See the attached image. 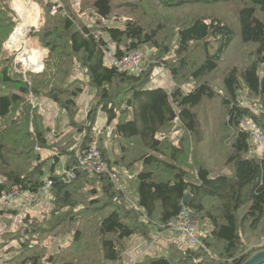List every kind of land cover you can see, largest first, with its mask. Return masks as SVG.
<instances>
[{
	"label": "trees",
	"instance_id": "1",
	"mask_svg": "<svg viewBox=\"0 0 264 264\" xmlns=\"http://www.w3.org/2000/svg\"><path fill=\"white\" fill-rule=\"evenodd\" d=\"M38 2L43 21H40L38 30H30L28 37H37L49 51L48 70L38 78L50 81L47 85L49 96L71 117L66 124L71 129L70 136L75 128L82 131L86 127L88 132L80 149L82 153L95 139L93 129L100 110L108 114L106 129L112 128L113 122L118 120L110 140L119 138L132 145L121 148L120 144L118 159L106 154L103 147L106 133L101 134L103 137L99 138L98 146L110 168L122 169L132 178L128 180V190L123 183L119 187L108 174L82 171L78 168L77 155L70 150L74 144V141H68L70 136L63 143H54L42 125H36V130L31 132L30 109L20 108L24 102L22 96L13 92L0 94V120L11 119L7 125L12 123L3 129L7 144L0 142V176L3 177L0 195L13 189L36 193L47 178L53 181L55 205L51 217L44 222H38L29 214L22 219L21 226L24 224L27 228L18 233L23 231L24 237H28L25 241L17 232H7L11 234L4 247L16 241L20 249L13 252V248H8L2 252L12 258L4 259L0 264H44L37 256V236L50 231L61 233L64 229L77 231L73 233L75 237L70 248L84 253L79 256L82 264H124L123 254L132 239L148 236L155 230H165L168 222L177 218L184 207L193 213L195 221L211 223V234L207 239L203 237L204 248L213 253L221 248L219 256L222 259L220 263L214 260L211 264H244L263 251L264 248H258L247 252L243 236L247 237V231L256 230L264 221V158L256 155L246 128V123L252 120L264 133V110L258 115L251 107L242 106L239 100L243 89L250 98H259L264 108V19L260 17L264 15V0H80L82 10L79 13L95 15L97 25L113 14L126 21L123 29L103 28L109 40L117 46L119 56L140 47L156 48L160 64L173 75L176 86L170 90L148 88L150 70L131 74L107 64L104 49L108 42L94 33L96 28L82 21L70 0H62L63 7L55 14H52L55 4ZM230 2L239 6L238 30L231 23L235 20L233 18L189 14L181 22L175 15L170 16L171 12L187 5ZM18 24L17 14L7 0H0V83L24 95H38L40 86L30 89L22 80L23 75L17 73L2 55L5 38ZM235 43L241 44L245 54L232 53ZM232 55L236 56L234 61L237 64L233 61L227 65L228 58L233 60ZM77 69L85 79H76L64 86L65 80L76 74ZM217 74L222 89L214 88ZM184 85L192 89L184 93ZM85 86L91 88L95 106L88 114L87 124L79 127L75 119L79 110L77 100ZM214 100L221 101L225 116L220 121L221 130L215 134L203 126V122L211 118L205 115L207 102ZM121 107L128 111L124 121H119L121 111L118 108ZM19 110L22 117L17 116ZM23 117L25 123L13 130ZM212 117L216 119L215 115ZM175 132H182L177 142L172 137ZM211 135H216L224 146H229L228 158L221 163L217 160L211 164L201 163L216 159L213 153L203 155L200 149ZM38 147L44 154L36 152ZM194 149L197 155L200 152L199 161L204 164L197 165L195 176L192 170L193 161L197 159ZM31 150L38 153L39 164L25 172L18 167L24 165V157ZM52 151L69 157L66 168L75 169L77 173L72 182L65 183L60 175L56 176L55 164L50 162L55 156H44L45 152ZM14 160L20 161L15 170L11 168ZM86 184L99 185L100 193L95 188L79 196V188ZM187 196L189 199L184 205ZM2 212L14 217L16 213L9 207ZM29 224L34 233L27 231ZM176 245L173 242L167 247L168 256L146 255L138 264H179L180 259L191 261L192 250L184 251V258L176 259ZM76 254L70 253L68 257L75 260ZM47 261L58 264L53 257Z\"/></svg>",
	"mask_w": 264,
	"mask_h": 264
},
{
	"label": "rangeland",
	"instance_id": "2",
	"mask_svg": "<svg viewBox=\"0 0 264 264\" xmlns=\"http://www.w3.org/2000/svg\"><path fill=\"white\" fill-rule=\"evenodd\" d=\"M45 2H52V4H55L52 7V14H55L59 8L63 7V2L62 0H42ZM71 5L73 6V9L76 10L78 13L81 12L82 10V5L80 0H70ZM7 4L9 5V7L15 11V13L17 14V18L19 20V24L17 25V27L15 28V30L13 32H11L4 40L3 44H2V55H4L10 63L13 66V69L19 73L23 75L22 80H24L29 88H33L36 86H40V93L38 95H35L33 93L24 95L23 93H21L19 90L14 89L12 87L8 88L2 85V83H0V94H7L10 92L13 93H17L20 96H22V98L24 99L23 104L21 105L20 108H29L30 109V114H31V121H33V124L31 123V125L29 124V130L31 132H34L36 130V125H42L43 128L47 129V135L49 138H51L52 142L54 143H63L67 140V138L70 136V128L66 127V124L69 123L70 118L68 114H66V112L63 110V108L53 100V98H51L49 96V92H50V88L48 85V83L50 82L49 80H44L42 78H38V76L42 75L43 73H45L48 70V65L46 60H49V51L47 48H45L42 43L39 41V39L36 38H29L28 35L30 33V30L32 28H35L36 30L39 29L40 27V21H43L42 19V9H41V4L38 2V0H7ZM238 12H239V6L238 4L234 3V2H230V3H225V4H213V5H187L184 6L180 9H177L176 11H173L170 13V16H174L177 17L179 20L181 21L183 20V22L185 21V19L187 18V15H192V16H205V17H209V18H228V19H235L233 22H231L232 24H235V30L239 29V26L237 25V17H238ZM180 14V15H179ZM80 17L82 18V21L87 24L89 27L91 28H96L95 32L97 35L101 36L102 38L105 39L106 42H108V47H105V61L107 64H111L115 67V63L118 60L117 58H119V54L116 52L117 50V46L112 43L107 34L104 31V27L106 28H120L123 29L126 25V21L122 18V16H117L115 14L112 15L111 18H106L103 19L101 21V23H98V25L96 24V20L97 17L95 15H91L90 12H83V13H79ZM236 16V18H235ZM262 19H264V15L260 16ZM138 19V18H136ZM29 20H33L34 22L30 23ZM182 22V21H181ZM29 23V24H28ZM145 23V21H144ZM149 23V18H147V22L146 24ZM27 28H29V31L27 30ZM19 34L17 35V37L13 38L14 35L16 33ZM16 32V33H15ZM15 33V34H14ZM26 35L25 40L21 39V36ZM240 44V43H239ZM237 43H235L232 47V53L237 54H245L244 48L241 47V44L239 45ZM122 50H125L126 47H121ZM138 50V49H137ZM139 53L141 55V62L139 64V69H141L140 71H137L138 73L141 72H146L150 70V81L148 84V88H158V87H162L165 88L166 90H170L173 87H175V82L173 81V75L169 72V70H167L162 64H160V61L157 59L158 56V50L154 47H140L139 48ZM29 53H37L38 56L40 57L39 59V64L40 67L39 68H32L30 65V60L27 56V54ZM129 53V52H128ZM125 54V53H124ZM240 54V55H241ZM231 56V55H230ZM229 56V57H230ZM233 56V55H232ZM236 56H233V60H228L226 61L227 65H230L233 63L234 58ZM236 59V58H235ZM235 64H237L234 61ZM1 64V63H0ZM51 66L53 67V63H51ZM153 66V67H151ZM244 66V65H243ZM243 68V67H242ZM242 68H240L242 70ZM52 72H54V69L52 68ZM120 70V69H119ZM136 72V71H135ZM53 74V73H51ZM131 74H134V72H131ZM262 76H264V70L262 72ZM220 77V75H219ZM76 79H80V80H84V76L83 73L81 71H79V69H77L76 74H74L73 76L68 77L65 80L64 86H67L68 82H72ZM214 88L216 89H222L221 83L219 82V78H218V74L216 75V81L213 84ZM264 85V83H263ZM184 89V93H186L187 91L191 90V86H183ZM24 95V96H23ZM240 103L242 106H246V107H251L252 109H254L258 115L261 114V112L264 110L263 105H262V101L259 98H250L249 95H246V93L243 91V89L241 90L240 93ZM249 97V98H248ZM77 104L79 107L78 110V114L77 117L75 118L77 120V122L79 123V127L83 124H87V118H88V114L90 112V110L95 106L94 103V94L91 90V88L89 86H85L83 92L80 94V96L78 97L77 100ZM207 108L205 109V115H210L211 118H207L206 121L203 122V126L206 128H208L209 132H213L215 134V132L217 130H221L222 125H220V121L221 118H223L224 120V112H223V107L221 105V101L219 100H214V101H209L207 102ZM204 108V107H203ZM202 108V109H203ZM125 107H121L118 108V111H121L118 115H119V121H124V119H126L128 116L127 113L128 111L125 110ZM125 110V111H124ZM204 111V110H202ZM213 115L216 116V119H213ZM17 116L18 117H22V111L19 110L17 112ZM202 116L204 117V112L202 114ZM15 118V117H14ZM24 118L21 121H16L17 124L16 126L13 128V130H18L19 127H21L25 121ZM107 119H108V114L102 110H100L97 114L96 117V123L94 125V136L95 139L93 140V142L90 144V146L82 153L80 151V149L83 147L82 143L84 140V137L86 136V133L88 132L86 130V127H83L82 131L76 130L77 128L74 129L73 134L69 137L68 141H74V144L70 146V150L75 152V156L77 155V164H78V168H80L82 171H84L80 164V158L84 157L87 152L89 151L90 147L92 146V144L94 142H96L93 146L95 147V150L92 151L94 154H97V149L98 152L102 158V160L104 161L101 151L99 150V146H98V140L99 138H101V134H105L107 136V138L104 135V141H103V147L107 150L106 154L109 157H113V159H118L117 158V154L119 152V145L121 144V148L124 147V145L128 146V145H132L131 142H126L123 141L122 139H114L113 141L110 140V136L112 135V131L113 128L116 126V123L118 120H116L115 122H113V124L111 125L112 128H107ZM11 122V119L8 121H4V120H0V142L7 144V140L5 139V134L3 132V129L5 126H9L7 125L8 123ZM253 121L249 120L246 123V128L249 129L250 124ZM78 127V128H79ZM58 131V132H57ZM68 134V135H67ZM218 134V133H217ZM216 134V135H217ZM57 135V137H56ZM67 135V136H66ZM182 135V132H175L172 134V137L174 138L173 140L175 142L178 141L177 138H179ZM216 135H211L209 136L210 138L206 139V142L204 144L201 145L200 149L204 154H208L211 156L212 153L215 155L216 159L209 161L208 159L207 161H202L201 163H213V161L217 160L218 162L221 163V161L225 158H228V150H229V146L226 145L224 146L222 144V142L220 141V138H216ZM66 136L62 141L61 139ZM103 137V136H102ZM56 138V139H55ZM54 140V141H53ZM67 141V142H68ZM20 145L23 148H26L24 145H22V143H20ZM68 145V144H67ZM129 147V146H128ZM35 148V147H34ZM38 147V151L36 150V152H42L44 154L43 151H39ZM214 149V152H212L211 150ZM260 150H262L263 152V156H260L259 154L256 155L259 156L260 158H264V146L263 148H261ZM52 152H45L46 156H50L53 155L55 156V158H53V161H50L51 164L52 162H54V169H55V173L56 176L59 175L60 172H63L64 170H69V171H73L74 173V177L70 178V179H65L63 176L61 177V180L65 183H70L72 182L76 177H77V173L75 171V169H68L66 168V165H68V160L69 157L60 154L59 152L53 153ZM38 153H35L31 150L29 152V155H25V163L23 166L18 167V168H22L25 170V172L27 171H31L33 168H35V166H37L39 164V162H37L36 159V155ZM208 155V156H209ZM27 156H32V158H27ZM43 156V157H44ZM194 156H197L196 161H193V172L194 175L196 174V171L198 169L197 165H201L204 166V164H201L199 159H201V154L198 151V155L196 153V149H194ZM193 158V157H192ZM195 160V159H194ZM14 163L12 164L11 168L13 170H15V168L19 165L20 161L19 160H14ZM50 167V166H48ZM47 167V168H48ZM195 167V168H194ZM112 169H116L117 170V178L116 179H112L115 181V183H117L120 187V183H123L126 187L128 186V190H130V183L128 184V180L132 178V176H130L127 173H124V170L122 169H118L117 167L112 166ZM86 172V171H84ZM46 180H48L47 178H45ZM45 180V181H46ZM3 181V177L0 176V183ZM45 183V182H44ZM44 185V184H43ZM43 186H41L37 192H39L41 190ZM131 187L133 188V185H131ZM100 193V186H93L91 184H86L84 186V188H79V196H84L85 193L90 192L91 190L95 189ZM21 195L23 196H19L17 199H15L11 204L6 205V206H2L0 205V209H4L5 207H9L12 212L16 211L15 213V217H14V221L13 219L11 221H5L4 219L0 220V229H3L2 232H4L3 234L0 235V247L2 245V248H0V261H3L6 258H12L11 255H6L8 257L5 256V254H3L2 252L5 253V251L8 248H13L14 251H17L20 249V245L19 243H17L16 241L11 242L8 246L6 245L4 247L5 242H8L9 236L11 233H7V232H17L20 230H24V228L26 229L27 225L24 226V224L21 226V222L22 219L24 220L25 216L27 214H29V216H31V218H35L38 222H44L47 219H49L51 217V212L52 210H54L55 205L53 204V199H54V195H53V191H52V187L50 189V196L48 194H39V196H45L42 201H36L33 196H30L29 192H23L20 191ZM36 192V193H37ZM6 193V192H4ZM33 193V194H36ZM3 194V193H2ZM1 194V195H2ZM0 195V196H1ZM32 195V194H31ZM19 202L20 205H19ZM15 203V205H13ZM46 203V205H45ZM185 205V204H184ZM12 206L14 207L12 209ZM41 207H44L43 209H41ZM2 212V211H1ZM4 212L0 213L1 216H4ZM9 214V213H8ZM10 216V215H9ZM3 218L8 219V216H4ZM11 218V217H10ZM187 219L190 221V225L185 224L187 228V231L190 230L192 231L193 229L195 231H197L198 236L200 237L201 240V247L199 246H194L191 247V245L188 243V240L186 237H183L180 233L182 232L183 227L182 226H176L174 225L173 228L169 227V223L176 220V218L170 220L167 224V228L165 230H157L155 234L151 233L148 236H142V237H136L134 239H132V241L130 242L128 248L126 249V251L123 254V261L124 264H138L141 261L144 260L146 255H150L151 256H157V257H162V256H168L169 255V251L167 250V247L169 248L170 246V242H166L164 241L163 244H159V241L162 240H167L166 239V235L168 234H174V236H176L178 239H176V241H174L176 245L177 251L175 252V257L177 259V257L180 258V256H183L184 258V251H189L192 250L193 254L191 256V261L189 262H184V259H180V261L178 262L179 264H211L212 261H216L218 263L222 262V259L220 258L219 254H220V249H217V252H211L209 250H206L204 248V244H203V237L204 239H207L209 237V235L211 234L212 231V226L210 222H198L195 221L196 218L194 217L193 213L191 212L190 214V218L187 217ZM194 221L196 223H194ZM194 223V224H193ZM10 225H13L11 227H9ZM5 228H2V226ZM34 228L29 224L27 231L28 232H32L34 233ZM36 229V228H35ZM32 230V231H29ZM64 232H57L54 233L53 231H50L49 234H42L37 236V256H40L42 258L41 261L44 262V264H50L47 260L48 258H55L56 261L58 262V264H82V262H80L79 256L83 255L84 253L80 250H76V249H72L71 250V246L73 245V241H74V237L75 235L73 233H76L75 231H69L67 229H64ZM63 231V230H62ZM164 231V232H163ZM23 231L19 232L18 235L20 236V238H22V241H25L28 237H24V235L22 234ZM248 235L243 236L244 242H245V246H247V248L245 249L247 252L253 249H258V248H264V221L259 225V227L256 230H249L247 231ZM56 234V236H55ZM60 234V236H58ZM34 236H36V234H34ZM26 238V239H25ZM137 242H142L144 249L146 248V250L143 249V253H139L141 252V250L139 249V247H136L133 251H131L130 247L133 244V241L137 240ZM76 243V242H75ZM220 247H222L220 245ZM203 248V249H202ZM147 251L148 254L145 252ZM76 254V259L73 260L71 259V257H68V254ZM137 253V254H135ZM171 253V251H170ZM138 255V256H134ZM196 254H198V256L196 257ZM213 259V260H212ZM69 260H73V261H69Z\"/></svg>",
	"mask_w": 264,
	"mask_h": 264
},
{
	"label": "built area",
	"instance_id": "3",
	"mask_svg": "<svg viewBox=\"0 0 264 264\" xmlns=\"http://www.w3.org/2000/svg\"><path fill=\"white\" fill-rule=\"evenodd\" d=\"M117 52V50H116ZM118 60L115 63V67L117 69H125L130 72H135V71H140L139 69V64L141 62V55L139 51H133L126 53L124 55H121ZM251 136H252V144L255 148H261L264 142V137H262L259 134V130L256 125L251 124ZM96 142L92 144L90 147L89 151L84 157L80 158L79 164L81 168L86 171L87 173L90 174H108L110 178L116 179L117 178V170L112 169L108 166V164L102 160L98 149H97V154H94L92 151L95 150V147L93 146ZM59 175L64 177L65 179H70L74 177L73 171L69 170H64L63 172H60ZM53 185V181L51 179H48L45 181L43 187L39 192L36 194H30V196H33V198L36 201H42L44 200L43 198L45 196H39V194H48L50 196V189ZM21 195V192L17 189H13L12 191L8 193H3L0 196V205L6 206L11 204L15 199H17ZM191 211L184 207L181 212L179 213L178 217L176 220L172 221L169 223V227L173 228L174 225L176 226H182V232L180 233L183 237H186L188 240V243L191 245V247L194 248V246H199L201 247V240L200 237L198 236L197 231L194 229L192 231L188 230L185 226V224L190 225V221L187 219V217L190 218Z\"/></svg>",
	"mask_w": 264,
	"mask_h": 264
},
{
	"label": "crops",
	"instance_id": "4",
	"mask_svg": "<svg viewBox=\"0 0 264 264\" xmlns=\"http://www.w3.org/2000/svg\"><path fill=\"white\" fill-rule=\"evenodd\" d=\"M20 203L21 202H19V205H20ZM13 205H15V203L13 204ZM45 205H46V203H45ZM10 207V206H9ZM7 207H5V209H6ZM14 207L12 206V209H13ZM44 207H41V209H43ZM5 209H0V213H2L1 211H3V210H5ZM10 215V216H9ZM4 216H8V219L9 220H7V219H5V218H3ZM4 216H1L0 215V220L1 219H4L5 221H11V218H14V216L13 215H11V214H8L7 212H5V214H4ZM11 217V218H10ZM14 221V220H13ZM194 223H196L195 221H194ZM193 223V224H194ZM2 226V228H5V227H3V225H1ZM11 226H13V225H10L9 224V227H11ZM13 228H14V226H13ZM2 230L3 229H0V235L1 234H3L4 232H2ZM156 231L157 230H155L154 232H152L153 234H155L156 233ZM164 232V231H163ZM167 237H166V239L167 240H162V241H159L158 243L159 244H163V242L164 241H166V242H170V243H173L174 241H176V239H178L176 236H174V234H168V235H166ZM138 241V239L137 240H135V241H133V244H132V246L130 247V249H131V251H133L136 247H139V249L141 250V252H139V253H143V249H144V247H143V244H142V242H137ZM144 250H146V248L144 249ZM147 254H148V252L147 251H145ZM135 254H137V253H135ZM135 254H133L134 256H138V255H135Z\"/></svg>",
	"mask_w": 264,
	"mask_h": 264
},
{
	"label": "bare ground",
	"instance_id": "5",
	"mask_svg": "<svg viewBox=\"0 0 264 264\" xmlns=\"http://www.w3.org/2000/svg\"><path fill=\"white\" fill-rule=\"evenodd\" d=\"M29 22L30 23H32V22H34L33 20H29ZM29 24V23H28ZM138 51V50H137ZM133 52V51H132ZM126 54V53H125ZM122 55H124V54H122ZM27 56H28V58H29V60H30V65H31V67L32 68H39L40 67V64H39V56H38V54L37 53H29V54H27ZM120 70H123V71H126V72H128V73H131L130 71H128V70H125V69H120ZM136 73H138L137 71L136 72H134V74H136ZM252 121V120H251ZM251 124H254V125H256L257 126V128H258V130H259V134L262 136V137H264V133L262 132V130H261V128H260V126L256 123V122H252ZM251 124H250V127H249V132H250V136H251ZM251 138H252V136H251ZM263 146H264V142H263V145L261 146V148H263ZM254 147V146H253ZM261 148H255L254 147V151L257 153V154H259L260 156H263V152H262V150H260ZM110 177V176H109ZM112 179V178H111Z\"/></svg>",
	"mask_w": 264,
	"mask_h": 264
},
{
	"label": "water",
	"instance_id": "6",
	"mask_svg": "<svg viewBox=\"0 0 264 264\" xmlns=\"http://www.w3.org/2000/svg\"><path fill=\"white\" fill-rule=\"evenodd\" d=\"M27 30L29 31V28H27ZM16 33V32H15ZM14 33V34H15ZM26 35L21 36L22 40H25ZM264 83V80H263ZM263 92H264V85H263ZM189 196H187L184 200V204L186 205L188 202ZM244 264H264V250L259 252L257 255H255L252 259H250L249 261H247Z\"/></svg>",
	"mask_w": 264,
	"mask_h": 264
}]
</instances>
